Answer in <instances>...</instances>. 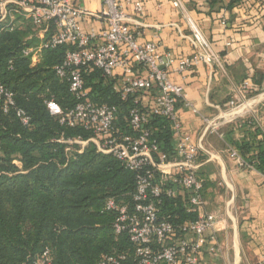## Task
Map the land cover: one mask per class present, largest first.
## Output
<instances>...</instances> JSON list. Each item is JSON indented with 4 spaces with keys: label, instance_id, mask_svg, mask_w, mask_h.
<instances>
[{
    "label": "built area",
    "instance_id": "built-area-1",
    "mask_svg": "<svg viewBox=\"0 0 264 264\" xmlns=\"http://www.w3.org/2000/svg\"><path fill=\"white\" fill-rule=\"evenodd\" d=\"M89 2H99L100 9L94 13L87 11L83 5ZM133 5L136 13H142L140 2ZM178 5L175 1V6ZM88 17L101 23L98 31H81L80 23ZM23 21L37 31V42L27 36L25 41L32 44L21 49V56L28 59L31 68L45 51L66 48L62 62L53 66V72L67 83L75 105L61 111L51 101L45 104L48 110L56 107L50 113L60 125L78 127L91 136L86 141L76 138L59 142L76 144L79 152L92 143L99 153L111 156L135 175L131 204L110 198L104 205L105 212L114 216V234L125 235L128 247L104 255L99 264H200L205 234L214 229L217 217L205 211V181L196 174L193 165L201 147L191 145L182 132L176 107L185 102L184 90L171 81L170 74H182L200 63L211 65L216 58L208 41L186 19L194 54L177 60L170 53H159L152 42L140 44L117 0H0V34L14 33L17 22ZM89 67L99 70L103 77L120 81L115 90L121 99L133 98L134 106L126 117L128 132L116 127V107L97 105L90 100L83 79ZM248 83L244 82L243 90L248 89ZM143 95L152 97L146 105L141 104ZM13 107V94L0 85L2 112L6 114ZM235 108L231 101L228 116L237 113ZM152 116L169 123L173 141L177 143L176 159L169 160L151 139L148 124ZM16 117L24 126L29 123L23 110H16ZM207 125L209 131L218 129L217 123ZM228 153L239 167L245 166L236 150L229 148ZM183 193L187 198L186 213L196 215L195 220L174 225L161 219L158 214L161 198L174 199ZM210 240L214 242L215 236L211 235ZM209 252H215L213 246ZM50 262L49 251L45 250L35 264Z\"/></svg>",
    "mask_w": 264,
    "mask_h": 264
},
{
    "label": "trees",
    "instance_id": "trees-1",
    "mask_svg": "<svg viewBox=\"0 0 264 264\" xmlns=\"http://www.w3.org/2000/svg\"><path fill=\"white\" fill-rule=\"evenodd\" d=\"M27 36L0 34V85L14 100L8 113L0 108V264H35L45 250L50 264H99L104 255L128 247L125 235L114 234V216L104 205L110 198L131 204L135 175L92 143L79 152L78 145L59 142L91 136L78 127L60 125L45 104L51 101L61 111L75 105L67 83L53 72L66 48L45 51L31 68L21 56V49L32 44L25 41ZM83 79L90 100L116 107V127L128 132L126 117L133 98L121 99L115 81L95 68H87ZM19 109L29 119L26 126L16 117ZM148 128L159 151L172 160L169 123L152 116ZM231 144L244 167L264 176V139L256 147L253 141ZM186 207V198L163 196L158 214L174 225L194 221L196 215L186 213Z\"/></svg>",
    "mask_w": 264,
    "mask_h": 264
},
{
    "label": "crops",
    "instance_id": "crops-1",
    "mask_svg": "<svg viewBox=\"0 0 264 264\" xmlns=\"http://www.w3.org/2000/svg\"><path fill=\"white\" fill-rule=\"evenodd\" d=\"M117 1L137 41L154 43L159 53H170L177 60L194 54L186 19L208 41L216 58L211 65L200 63L182 74H170L184 90L185 102L176 107L182 132L191 145L201 147L193 165L205 181V208L217 216L214 229L205 234L200 264H264V176L239 167L228 153L234 148L231 143L253 141L256 147L264 139V0ZM136 1L142 4L140 14L133 9ZM83 7L94 13L100 3ZM100 28L101 23L91 17L80 23L82 32ZM245 81L247 90L242 89ZM150 100V95H143L141 104ZM233 100L250 101L254 107L244 112L246 116L225 121ZM207 122L217 123V131H209ZM179 197L186 198L184 193ZM212 246L217 252L213 255Z\"/></svg>",
    "mask_w": 264,
    "mask_h": 264
},
{
    "label": "rangeland",
    "instance_id": "rangeland-1",
    "mask_svg": "<svg viewBox=\"0 0 264 264\" xmlns=\"http://www.w3.org/2000/svg\"><path fill=\"white\" fill-rule=\"evenodd\" d=\"M17 27L18 28H17V30L15 32H21V33L23 32V33L27 34L28 36L33 37L32 39H33V41H35V43L37 42V38H36L37 37V31L31 25H29L26 21H23V23H21V22L18 23L17 22ZM233 103H234V107L236 106L234 112H237V113L234 114V115L228 116L229 112L227 110L225 112V115H226L225 118L229 117V119H230L231 117L236 116V115H238V116H243V115L246 116L247 114H244V112H246L247 110H250V109H252L254 107V105L253 106L249 105L250 101H247L246 103H244L242 101L233 100ZM260 107L261 106L259 105V107L257 108L258 111H260V109H259ZM55 109H56V107L53 106V107L50 108L49 111L54 112ZM228 109H229V107H228ZM225 120H228V119H225ZM15 164L19 166V164L17 162H15ZM206 210L207 209L205 208V211ZM208 213H211V212H208ZM204 245H205V243H204ZM216 253H212V255L216 254Z\"/></svg>",
    "mask_w": 264,
    "mask_h": 264
}]
</instances>
